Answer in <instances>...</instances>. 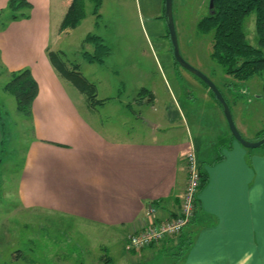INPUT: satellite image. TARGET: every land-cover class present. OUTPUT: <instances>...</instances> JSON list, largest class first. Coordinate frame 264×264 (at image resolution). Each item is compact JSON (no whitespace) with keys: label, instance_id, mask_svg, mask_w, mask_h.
<instances>
[{"label":"crops","instance_id":"1","mask_svg":"<svg viewBox=\"0 0 264 264\" xmlns=\"http://www.w3.org/2000/svg\"><path fill=\"white\" fill-rule=\"evenodd\" d=\"M8 1L0 0V12ZM26 1L32 6L29 19L0 26V71L10 79V73L27 68L38 85L19 203L116 233L110 237L121 239L124 249L128 234L150 220L167 221L178 209L184 157L192 144L189 124L183 118L185 132L171 136L155 123L147 136L135 139L104 134L95 126L94 109L89 103L77 107L47 55L71 0ZM151 98L157 100L154 93ZM3 130L0 115V153ZM230 136L219 128L211 145L192 144L208 181L196 195L195 219L182 233H190L191 245L181 264H264V153H251ZM179 240L132 253L177 249ZM102 261L113 263L107 256Z\"/></svg>","mask_w":264,"mask_h":264},{"label":"rangeland","instance_id":"2","mask_svg":"<svg viewBox=\"0 0 264 264\" xmlns=\"http://www.w3.org/2000/svg\"><path fill=\"white\" fill-rule=\"evenodd\" d=\"M163 1L103 0L97 19L92 15L93 4L86 0L85 18L75 29L53 33L50 52L94 85L95 100L102 102L94 105L93 117L97 120L95 126L104 134L119 140L135 139L155 123L171 136L185 132L184 118L192 144L203 148L213 143L219 128L228 136L230 132L222 112H217L221 107L210 92L205 96L208 89L202 81L174 63ZM172 12L183 60L225 96L242 137L249 142L262 140L264 76L239 82L225 75L211 59L212 36L197 31L198 22L212 13L208 0H173ZM254 23L253 15L247 17L244 32L247 42L258 48ZM89 34L100 37L108 49L101 62L89 61L90 55H96L95 46L83 42ZM61 77L78 108L89 103L85 94ZM8 82L0 71V115L4 126L0 153V264H108L102 261L105 256L111 258L112 264H181L182 253L175 248L132 253L126 249V239L123 249L121 239L110 237L116 233L100 232L96 226L75 218L21 207L17 191L33 130L31 121L17 113L14 98L5 92ZM194 123L202 128L199 130ZM247 150L264 153V145ZM201 151L205 154L204 149Z\"/></svg>","mask_w":264,"mask_h":264},{"label":"trees","instance_id":"3","mask_svg":"<svg viewBox=\"0 0 264 264\" xmlns=\"http://www.w3.org/2000/svg\"><path fill=\"white\" fill-rule=\"evenodd\" d=\"M85 1L71 0L60 25L61 31L75 29L85 18ZM88 1L93 4L92 15L98 19V12L103 0ZM31 9L32 6L26 0H9L5 9L0 12L1 28H4L8 22L29 19ZM250 15H253L255 20V37L258 48L250 45L245 38L244 22ZM197 31L201 35L212 36L210 57L222 68L225 75L239 82L249 81L258 75L264 76V0H213L212 13L198 22ZM83 42H91L95 46L96 55L94 57L89 56L90 62L94 60L101 62V56L108 54V49L102 44V40L98 36L89 34ZM47 55L57 72L70 81L82 94L86 95L92 108L96 103L102 102L95 100L94 85L83 78L76 68L68 69L66 64L60 60L59 55L51 52H47ZM204 86L206 85L204 84ZM262 87L264 91V78ZM4 90L14 98L17 113L31 121L32 104L38 94V85L30 70L25 68L10 73L9 82L5 85ZM209 92L215 100L212 92ZM223 97L230 107L228 100L224 95ZM216 103L218 104L217 101ZM231 139L234 140L232 136ZM200 173L201 182L198 192L204 188L208 181L207 176L202 172ZM197 206L198 202L195 200L193 220L197 213ZM182 233L183 231L177 237H174L177 240L181 238L177 245V251L180 253H183L191 245L190 233L185 235H182Z\"/></svg>","mask_w":264,"mask_h":264},{"label":"built area","instance_id":"4","mask_svg":"<svg viewBox=\"0 0 264 264\" xmlns=\"http://www.w3.org/2000/svg\"><path fill=\"white\" fill-rule=\"evenodd\" d=\"M186 183L180 204L174 216L164 222L148 221L139 231L126 236V249L140 251L151 245L177 237L194 218L195 200L201 182V173L197 163L195 150L190 143L184 157ZM154 213V210H149Z\"/></svg>","mask_w":264,"mask_h":264},{"label":"water","instance_id":"5","mask_svg":"<svg viewBox=\"0 0 264 264\" xmlns=\"http://www.w3.org/2000/svg\"><path fill=\"white\" fill-rule=\"evenodd\" d=\"M165 20H166L168 31H169L170 41H171V45L173 49V55H174V58L177 64L183 69L189 71L199 80H201L207 86L209 91L212 92V94L215 97V100L218 102V104L221 107L223 116L226 120L228 129H229V132L231 136L234 138V140L246 149H257V148L262 147L264 145V138L258 142H249L242 137V135L239 133L233 121L230 107L228 103L226 102V100L224 99L221 92L218 90V88L204 74L194 69L193 67H191L189 64H187L183 60L179 52L178 42H177L175 28H174V22H173V16H172V0H165Z\"/></svg>","mask_w":264,"mask_h":264},{"label":"flooded vegetation","instance_id":"6","mask_svg":"<svg viewBox=\"0 0 264 264\" xmlns=\"http://www.w3.org/2000/svg\"><path fill=\"white\" fill-rule=\"evenodd\" d=\"M172 2H173V0H172ZM212 2H213V0H208V5H210V8H212ZM163 12L165 13V0L163 1ZM211 14V13H210ZM209 15V14H208ZM207 15V16H208ZM172 16H173V12H172ZM207 16H205V17H207ZM204 18V17H203ZM173 22H174V20H173ZM174 28H175V26H174ZM175 33H176V31H175ZM172 58H173V61H174V63H176L177 64V62H176V60H175V58H174V55H173V49H172Z\"/></svg>","mask_w":264,"mask_h":264}]
</instances>
